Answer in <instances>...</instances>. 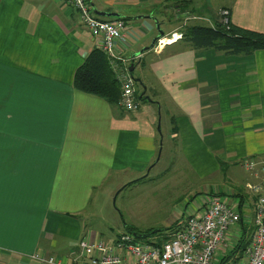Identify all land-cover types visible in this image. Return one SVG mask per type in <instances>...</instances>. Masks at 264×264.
Returning a JSON list of instances; mask_svg holds the SVG:
<instances>
[{
	"label": "crops",
	"instance_id": "1",
	"mask_svg": "<svg viewBox=\"0 0 264 264\" xmlns=\"http://www.w3.org/2000/svg\"><path fill=\"white\" fill-rule=\"evenodd\" d=\"M90 2L94 11L116 14L99 18L127 25L130 44L115 52L128 69L133 65L145 96L136 112L73 86L76 70L100 43L72 7L0 0V264H84L78 241L102 234L91 222L95 195L149 174L163 150L167 165L175 154L187 177H221L208 193L242 201L231 245L217 252L228 257L248 230L244 213L254 216L255 196L246 201L240 188L260 178L243 176L242 164L251 159L258 170L264 162V49L225 55L181 41L187 26L206 22L193 0L181 9L173 0ZM223 7L232 24L264 33V0H226L217 12ZM149 16L170 42L128 60L158 35Z\"/></svg>",
	"mask_w": 264,
	"mask_h": 264
},
{
	"label": "built area",
	"instance_id": "2",
	"mask_svg": "<svg viewBox=\"0 0 264 264\" xmlns=\"http://www.w3.org/2000/svg\"><path fill=\"white\" fill-rule=\"evenodd\" d=\"M57 1L72 7L77 12L79 24L99 40L100 48L112 59L113 70L121 83L118 105L124 111L136 112L141 101L137 97L135 81L125 65L127 60L115 52V49L127 48L130 44L125 21L99 18L90 0ZM218 22L229 23L227 11L220 12ZM169 42L170 39L160 38L155 46L161 48ZM255 165L253 160L243 164L246 171L260 178L246 184V188L255 196V201L249 243L242 252H232L229 254L231 257L225 260V254L222 259L217 256L224 245H231L227 241L228 233L242 222V218L237 206L229 203L226 198L212 195L208 202L204 201L197 212L188 215L182 225L173 230L161 244H157L155 239L139 243L133 234L124 231L111 240L91 241L82 238L78 246L86 259L84 264H264V164L258 170ZM47 262L54 263V259L49 258Z\"/></svg>",
	"mask_w": 264,
	"mask_h": 264
},
{
	"label": "rangeland",
	"instance_id": "3",
	"mask_svg": "<svg viewBox=\"0 0 264 264\" xmlns=\"http://www.w3.org/2000/svg\"><path fill=\"white\" fill-rule=\"evenodd\" d=\"M225 1L193 0L192 7L195 15L204 14L201 18L206 20L203 23L207 24V21L217 18L221 11H227L230 17V11L226 7L220 8L217 12L218 7L224 5ZM167 156L168 154L163 150L159 163L149 174L145 173L141 178L139 176L140 179L137 181L132 180L133 182L128 183L127 186H122L119 192L117 188L113 194L107 192L101 196L95 195L96 199L93 203H95L96 213L91 222L95 223L98 231L102 233L100 237L102 240H107L117 232L124 230L121 217L127 225H133L143 232L150 229H164L197 212L204 205V201L208 202L212 195H217V193H208L209 185L213 188L215 183L221 181V177L219 180L208 177L203 182L198 178L187 177L183 172H189V170L184 167L183 162L172 154L171 162L167 165L168 162L165 161ZM243 170L241 174L246 176L248 172ZM225 190L229 191L228 184ZM240 190L246 201H249L252 193L246 187L241 186ZM235 199L234 206L236 207L239 198ZM253 218L252 211L251 214L244 213V225L248 228L249 236ZM167 233L168 231H161L149 237L151 239H155V236L161 238L160 235ZM145 241V238L138 239L139 243Z\"/></svg>",
	"mask_w": 264,
	"mask_h": 264
},
{
	"label": "trees",
	"instance_id": "4",
	"mask_svg": "<svg viewBox=\"0 0 264 264\" xmlns=\"http://www.w3.org/2000/svg\"><path fill=\"white\" fill-rule=\"evenodd\" d=\"M190 1L191 0H173V4L176 5L177 8L181 9L184 7H188ZM180 34V40L196 50L212 49L215 52H220L225 55L239 56L249 55L255 50L264 49L263 32L236 26L230 22V18L229 23L227 24H222L220 22H216V24L213 25L199 23L192 24L182 30ZM112 65V59L106 53H104L101 48L96 47L92 49L85 61L76 70L73 79V86L84 92L96 94L100 97H103L111 104L119 106L118 102L121 95V83L118 77H116L117 75L115 76L116 72L113 70ZM129 73L131 75L130 71ZM137 97L140 100L145 99V96L140 95L138 91ZM246 161L252 160L247 159L243 162V164ZM127 185L128 184H126L125 186ZM241 203L242 201L240 200L238 204L239 212H241ZM184 220L185 219H180L173 223L171 226L164 228L163 230L168 231V234L160 235L161 238L155 236V240L158 238L156 240L157 244H161L162 241L168 239L170 233L173 230L179 228ZM126 227L129 230V233L135 235V238L137 240L140 239L137 238L136 235L143 233V231L127 224ZM152 230L153 229H150L144 232H151ZM153 235L156 234H151L150 236ZM249 239L250 238L248 237V233L243 228V233L240 236L236 246L232 249V252H242L246 245L249 243ZM145 240L151 241L152 239L150 237H146ZM230 257L231 256H228V258ZM225 259H227V257H225L224 260Z\"/></svg>",
	"mask_w": 264,
	"mask_h": 264
},
{
	"label": "water",
	"instance_id": "5",
	"mask_svg": "<svg viewBox=\"0 0 264 264\" xmlns=\"http://www.w3.org/2000/svg\"><path fill=\"white\" fill-rule=\"evenodd\" d=\"M96 15L98 16H105V17H110V16H114L116 15L115 13H106V12H101V11H97L95 10L94 11ZM150 19L154 20V23H155V28L158 32V35H156L153 40L151 41V43L149 44V46H146L144 47L143 49H141L139 52L135 53L132 55V58H135V57H138L139 55H141L142 52H144L145 50H148V49H151L154 47L155 43L157 42L158 39H160L164 34H163V30L160 28V23L158 22V20L154 17V16H149ZM129 70L132 71L133 70V65H131L129 67ZM158 130H159V127H158ZM160 154V152H159ZM122 188H119L118 192L121 190ZM122 221H123V228L126 232H129V230L127 229L126 227V223L125 221L123 220V218L121 217ZM161 231H164L163 229L159 228V229H153L151 232H143V233H140L138 235H136L137 238H146V237H149L151 234H156L158 232H161ZM135 236V235H134Z\"/></svg>",
	"mask_w": 264,
	"mask_h": 264
}]
</instances>
